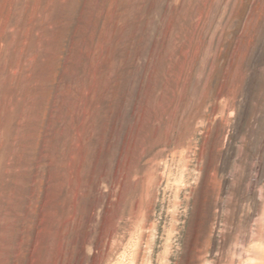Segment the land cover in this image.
Returning a JSON list of instances; mask_svg holds the SVG:
<instances>
[{
	"label": "rangeland",
	"instance_id": "rangeland-1",
	"mask_svg": "<svg viewBox=\"0 0 264 264\" xmlns=\"http://www.w3.org/2000/svg\"><path fill=\"white\" fill-rule=\"evenodd\" d=\"M0 264H264V0H0Z\"/></svg>",
	"mask_w": 264,
	"mask_h": 264
}]
</instances>
